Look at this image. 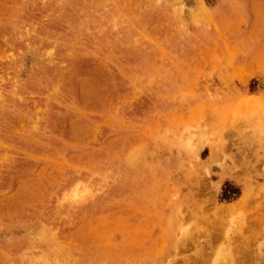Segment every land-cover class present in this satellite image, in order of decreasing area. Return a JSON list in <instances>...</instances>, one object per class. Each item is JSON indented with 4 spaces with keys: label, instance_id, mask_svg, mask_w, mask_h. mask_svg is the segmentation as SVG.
<instances>
[{
    "label": "rangeland",
    "instance_id": "rangeland-1",
    "mask_svg": "<svg viewBox=\"0 0 264 264\" xmlns=\"http://www.w3.org/2000/svg\"><path fill=\"white\" fill-rule=\"evenodd\" d=\"M0 264H264V0H0Z\"/></svg>",
    "mask_w": 264,
    "mask_h": 264
}]
</instances>
